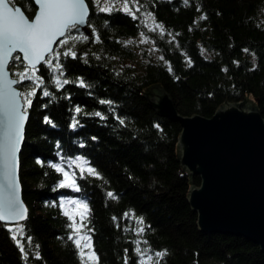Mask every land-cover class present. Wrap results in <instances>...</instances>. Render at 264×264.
Masks as SVG:
<instances>
[{"label": "trees", "instance_id": "16d2710c", "mask_svg": "<svg viewBox=\"0 0 264 264\" xmlns=\"http://www.w3.org/2000/svg\"><path fill=\"white\" fill-rule=\"evenodd\" d=\"M133 1L135 19L121 7L100 12L96 0H88L91 33L72 29L66 34L88 40L55 47L64 65L60 79L70 83L57 87L59 73L38 66L44 83L27 107L31 114L21 152L29 216L18 223L0 221V264H88L68 239L72 221L65 210L77 225L84 211L69 207V199L87 203L84 231L91 230L96 264H140L137 241L141 251L148 250L145 259L153 257L148 264H156L155 252L162 250L166 255L159 264H264V251L252 240L201 230L188 198L190 175L177 155L182 125L156 111L143 94L160 83L180 114L211 117L226 99L242 101L247 91L258 96L264 116V0ZM13 2L30 16L37 8L34 0ZM146 13L163 25V32L151 30ZM142 33L152 38L155 56L153 49L140 53ZM72 45L75 59L63 55ZM24 64L11 61L14 76ZM19 87L30 91L33 82L22 81ZM83 161L99 176L85 172L81 178ZM51 163L74 174L80 191L59 187L63 176ZM192 183L199 185L200 175H192ZM141 218L142 225L137 223ZM139 227L144 231L138 233Z\"/></svg>", "mask_w": 264, "mask_h": 264}, {"label": "water", "instance_id": "95a60500", "mask_svg": "<svg viewBox=\"0 0 264 264\" xmlns=\"http://www.w3.org/2000/svg\"><path fill=\"white\" fill-rule=\"evenodd\" d=\"M85 3L89 6L86 21L74 29L91 33L88 27L91 8L88 0ZM15 5L23 9L22 5ZM36 7L34 15L38 12L39 5L36 4ZM25 14L29 19L34 16L27 12ZM57 44L52 47L55 49ZM16 53L19 51L14 52L13 56ZM11 61L10 59L9 66ZM9 66V79H18ZM13 88L22 92L19 83L13 85ZM143 94L156 111L182 125L177 141V155L182 167L190 175L188 198L198 212L201 230L244 236L259 244L264 251V116L256 104L258 96L254 97L251 92L246 91L242 101L231 102L226 99L213 116L207 117L195 113L190 116L180 114L172 96L160 83L147 86ZM21 104L23 105V99ZM26 114L23 139L16 154L17 195L26 214L20 221H3L8 223L22 222L29 216L21 180V152L31 114L29 109ZM3 133V114L0 112V144L3 143ZM196 174L201 177L199 185L192 183V175ZM3 184V165L0 162V185ZM4 195L5 192L0 187V201Z\"/></svg>", "mask_w": 264, "mask_h": 264}, {"label": "snow or ice", "instance_id": "6c2138e0", "mask_svg": "<svg viewBox=\"0 0 264 264\" xmlns=\"http://www.w3.org/2000/svg\"><path fill=\"white\" fill-rule=\"evenodd\" d=\"M35 3L39 5L38 12L29 19L27 8L17 7L13 0H0V112L3 114V143L0 144V162L3 165V177L4 184L0 185L3 188L5 195L2 201H0V221H20L25 218L26 209L19 201L18 182L16 180V168H17V152L22 136V129L24 121L27 118V107L32 104V97L36 95V88H39L44 80L41 76L37 75L40 71L38 65H46L51 69L53 75H56L55 84L57 87H63L70 83L68 79H60L63 76L64 65L60 61L61 52L54 49L53 44L58 43V47L68 45L69 41L75 40H88L87 36H70L66 33H70L72 29L77 28V25H83L88 16L89 6L85 3V0H35ZM97 5H100L101 0H96ZM115 7L112 3L105 0L103 6L99 7L100 12L111 13L115 11ZM121 11L127 13L136 18L135 12L128 6V0H123V4L120 8ZM139 11V9H137ZM151 17V13H148ZM202 19L204 17H201ZM154 27L151 29L155 31L160 29L163 32V25L156 24L155 18L152 17ZM79 31V29H77ZM143 35V33L141 34ZM63 37V39H59ZM96 40L99 41V36H96ZM143 42V41H142ZM130 43V41H129ZM74 45L68 47L67 51L63 52L65 57L71 56L76 58L77 54L73 50ZM19 51L20 55L13 56L14 52ZM245 51H248L245 49ZM26 61L24 64V71L17 73L18 79H9L8 66L9 61ZM55 60V64L53 63ZM171 71V68H169ZM30 80L33 82V87L30 91L19 92L13 85H16L22 81ZM81 87L85 86L83 79L79 80ZM43 95L49 96L48 91H44ZM23 99V105L21 104ZM104 103V101H101ZM77 113L81 111L79 107L75 109ZM97 116H101L100 113H95ZM103 119L104 117L101 116ZM47 123H50L48 118H45ZM120 124L124 123L123 119L119 120ZM78 122L73 123V127L77 126ZM157 127H159L157 125ZM95 139V138H94ZM76 163L72 161L69 164ZM87 164V161H83L80 166V176L84 177L85 172L89 175L99 176V173L91 166L85 168L83 165ZM51 167L57 172L62 173L63 179L59 183L61 188H71L73 191L79 192L80 187L76 183L74 174H70L60 163H51ZM109 197L115 198L114 193L108 192ZM64 203H61V207H64ZM69 205H76L77 208H82L84 211L80 212L81 222L76 224L74 216L67 210L64 214L72 221L68 225L72 229V232L68 236V239L72 240L76 248L79 250L81 258L84 259L87 256L88 264H96L98 257L95 255L94 249L91 245V230L84 231L85 225L83 223L84 216L88 210L87 203L79 199L66 201ZM115 219V218H114ZM137 223L142 225V218L137 220ZM11 230V229H10ZM22 231V229H17ZM144 228L139 227L137 232H143ZM83 233V235H81ZM16 232H13V238L15 239ZM29 241L31 237L28 238ZM20 244V241L17 240ZM137 247L135 251L140 256V264H148L153 260L151 255L145 254L147 249L141 251L139 247V241L136 242ZM146 243V242H145ZM38 247V246H37ZM84 249H88L86 254ZM21 251H23V245H21ZM127 251V250H125ZM166 255V250L155 252L156 264Z\"/></svg>", "mask_w": 264, "mask_h": 264}, {"label": "rangeland", "instance_id": "374dc122", "mask_svg": "<svg viewBox=\"0 0 264 264\" xmlns=\"http://www.w3.org/2000/svg\"><path fill=\"white\" fill-rule=\"evenodd\" d=\"M108 2L112 3L114 5V7H121V5L123 4V0H108ZM105 3V0H101V3L100 5H98V7L100 6H103ZM133 5H131L130 3V0H128V6L132 9H135L138 7L137 5V2L136 1H133ZM152 14H151V17L148 16V13H146V18H147V24L149 27L153 28L154 27V22H153V19H152ZM155 23L156 24H159L156 20H155ZM160 30V29H158ZM77 31V30H76ZM164 31V30H163ZM75 34V33H74ZM140 39H138V42L142 43L143 46L140 47L139 51L141 53V51L143 49H145L148 53L151 52V50L153 49V51L155 52L154 53V56L156 55V52H157V47L155 46V44L153 43V40L152 38H150L149 36H143V35H140L139 37ZM143 41V42H142ZM153 43V44H152ZM17 76V75H16ZM232 102V101H231ZM69 205V204H68ZM72 205H69V207H71ZM76 206V205H73V207ZM68 207V208H69ZM77 207V206H76ZM72 209V208H71Z\"/></svg>", "mask_w": 264, "mask_h": 264}]
</instances>
